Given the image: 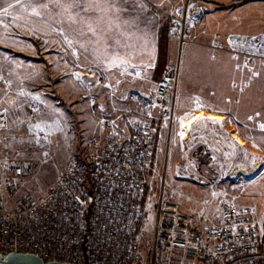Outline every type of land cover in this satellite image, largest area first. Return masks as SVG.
I'll list each match as a JSON object with an SVG mask.
<instances>
[{"label": "rangeland", "instance_id": "1", "mask_svg": "<svg viewBox=\"0 0 264 264\" xmlns=\"http://www.w3.org/2000/svg\"><path fill=\"white\" fill-rule=\"evenodd\" d=\"M182 1L0 0V102L7 113L0 149L36 159L30 184L43 193L96 126L87 83L135 73L137 90L148 95L166 66L180 59L176 129L197 123L171 138L167 193L191 216L206 202L214 218L225 200L251 205L264 248V0H200L208 11L180 52L168 26ZM141 96L134 93L145 105ZM206 115L221 120L214 130L229 134L217 137L219 146L188 150L191 134L207 128ZM152 153L148 230L164 136L154 137Z\"/></svg>", "mask_w": 264, "mask_h": 264}, {"label": "built area", "instance_id": "2", "mask_svg": "<svg viewBox=\"0 0 264 264\" xmlns=\"http://www.w3.org/2000/svg\"><path fill=\"white\" fill-rule=\"evenodd\" d=\"M207 11L200 0H183L171 13L168 32L180 52ZM135 77L97 78L86 84L98 114L96 126L84 136L80 154L45 192L36 193L30 184L36 159L0 149V254L32 252L45 261L72 264H264L251 205L225 200L214 218L206 202L191 216L167 193L171 138L179 135L180 59L166 66L148 95L137 90ZM135 92L142 94L145 105ZM6 125L0 102V130ZM156 135L165 138V156L148 230L145 189Z\"/></svg>", "mask_w": 264, "mask_h": 264}, {"label": "crops", "instance_id": "3", "mask_svg": "<svg viewBox=\"0 0 264 264\" xmlns=\"http://www.w3.org/2000/svg\"><path fill=\"white\" fill-rule=\"evenodd\" d=\"M132 74L133 73H129V72L127 73V75H132ZM140 104H141V102H140ZM208 115H213V116L220 118L219 116L214 115V114H208ZM208 115H206V116H208ZM223 119H225V118H223ZM229 120L232 121V117H230ZM220 121L221 120L209 119L207 122V128H204L202 130H198V131L194 132L193 134H191L189 141H191L193 143L188 147V150L194 149L195 147L196 148L202 147L201 146L202 143H206V144L214 145V146H216V145L219 146L220 140L217 137L223 136V132L225 134H229L227 131H217V130L213 129L212 126H214V125L216 126V124L220 123Z\"/></svg>", "mask_w": 264, "mask_h": 264}, {"label": "water", "instance_id": "4", "mask_svg": "<svg viewBox=\"0 0 264 264\" xmlns=\"http://www.w3.org/2000/svg\"><path fill=\"white\" fill-rule=\"evenodd\" d=\"M0 264H72L66 261L48 260L45 261L39 255L32 252H10L0 254Z\"/></svg>", "mask_w": 264, "mask_h": 264}, {"label": "bare ground", "instance_id": "5", "mask_svg": "<svg viewBox=\"0 0 264 264\" xmlns=\"http://www.w3.org/2000/svg\"><path fill=\"white\" fill-rule=\"evenodd\" d=\"M208 119H213V120H219L218 118H213V117H207ZM203 122V121H202ZM197 123V121H195V120H193V121H189L187 124H190L191 125V127H190V129H186L184 126H187L186 124H181V126H179V135H180V133H182L184 136H185V134L187 133V132H190L191 130H192V128H193V126L195 125ZM201 125V124H200ZM198 129V128H197Z\"/></svg>", "mask_w": 264, "mask_h": 264}, {"label": "snow or ice", "instance_id": "6", "mask_svg": "<svg viewBox=\"0 0 264 264\" xmlns=\"http://www.w3.org/2000/svg\"><path fill=\"white\" fill-rule=\"evenodd\" d=\"M4 11H5V14H7V9H5Z\"/></svg>", "mask_w": 264, "mask_h": 264}]
</instances>
